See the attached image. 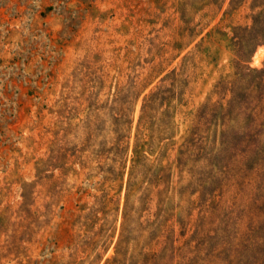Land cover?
<instances>
[{"label":"rangeland","instance_id":"374dc122","mask_svg":"<svg viewBox=\"0 0 264 264\" xmlns=\"http://www.w3.org/2000/svg\"><path fill=\"white\" fill-rule=\"evenodd\" d=\"M230 2L0 0V264H264L228 132L264 106V44Z\"/></svg>","mask_w":264,"mask_h":264},{"label":"trees","instance_id":"16d2710c","mask_svg":"<svg viewBox=\"0 0 264 264\" xmlns=\"http://www.w3.org/2000/svg\"><path fill=\"white\" fill-rule=\"evenodd\" d=\"M234 2L231 0L230 3ZM259 9V12L252 18V41H259L264 44V0H253L252 10ZM258 82L252 87V93L258 92L261 98L264 97V69L260 71L258 74ZM239 78L234 80L233 82H224L222 81L218 84L217 89L219 94H223L224 91L227 90L228 85H232L231 93L233 94V98L231 99L230 103V110L228 111V115L231 116L233 109H238L240 106L238 101L234 99V92L233 87L239 83ZM160 92L152 95L150 97L151 101L153 102L159 96ZM256 98V97H255ZM252 100L254 97L252 96ZM239 105V106H238ZM256 104L252 106V122L249 126H241L238 120L235 118L231 121L233 122L232 126L228 128V132H231L233 136V140L235 142H240L244 145L247 153V149L249 150L248 153L252 154V166H256L254 168L259 169L256 177L259 178V183L263 184L262 191H264V106L258 108ZM211 107H206L201 115H199V121L203 120L208 114H212V116L220 114L223 110L221 105L214 106L212 109ZM210 110L211 113H207ZM251 120V119H250ZM249 120V121H250ZM227 132V131H225ZM223 137V135H221ZM227 136L225 133L224 137Z\"/></svg>","mask_w":264,"mask_h":264}]
</instances>
